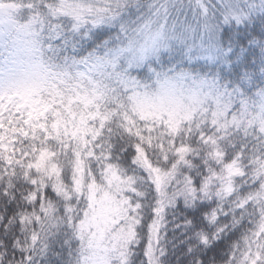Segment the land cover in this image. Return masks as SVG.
<instances>
[{
  "label": "snow or ice",
  "instance_id": "1",
  "mask_svg": "<svg viewBox=\"0 0 264 264\" xmlns=\"http://www.w3.org/2000/svg\"><path fill=\"white\" fill-rule=\"evenodd\" d=\"M0 264H264V0H0Z\"/></svg>",
  "mask_w": 264,
  "mask_h": 264
}]
</instances>
